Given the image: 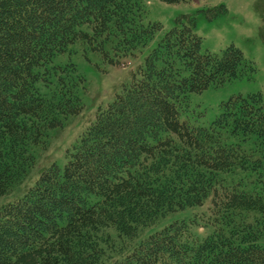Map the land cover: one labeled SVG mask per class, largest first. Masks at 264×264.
<instances>
[{
    "label": "trees",
    "instance_id": "1",
    "mask_svg": "<svg viewBox=\"0 0 264 264\" xmlns=\"http://www.w3.org/2000/svg\"><path fill=\"white\" fill-rule=\"evenodd\" d=\"M261 1L255 8L264 41ZM143 11L142 0H0V198L27 179L31 150L48 148L50 129L82 110L85 79L53 57L75 42L103 57L132 52L161 27L142 25ZM223 12L220 4L206 16ZM182 17L96 111L63 166L51 163L0 202V264H106V250L108 264H264L261 95L223 101L208 126L186 113L190 93L253 67L233 45L202 52L195 18ZM258 184L261 191L249 188ZM205 204L213 228L202 237L191 219L130 245L101 237L112 226L115 239L131 241L168 214Z\"/></svg>",
    "mask_w": 264,
    "mask_h": 264
},
{
    "label": "rangeland",
    "instance_id": "2",
    "mask_svg": "<svg viewBox=\"0 0 264 264\" xmlns=\"http://www.w3.org/2000/svg\"><path fill=\"white\" fill-rule=\"evenodd\" d=\"M256 1L187 0L168 3L161 0H142L144 11L139 22L142 25L157 22L161 26L144 45L121 56H114L111 51L108 57H103L85 44L75 42L68 45L63 53L55 55L52 64L62 66L72 63L76 73L85 79L84 86L78 91L83 104L82 110L78 114L69 115L61 126L50 129L47 149L35 146L31 150L35 155L31 173L16 192L1 197L0 202L12 200L14 195L21 193L25 186L31 185L35 177L51 163L56 162L60 167L63 166L66 161V150L71 148L79 135L93 121L96 111L111 102L123 85L130 82L132 73L143 65L145 57L156 47L163 34L174 25L175 19L178 17L184 19L183 15L195 18L194 32L200 38L202 52L221 54L226 47L233 45L253 67L252 70L249 67L245 68L244 74L221 85H211L201 92L190 93L186 113L191 116V121L196 125L208 126L219 114L221 103L236 95L259 93L264 105V41L259 34L261 20L255 8ZM261 2L264 4V0ZM220 4L225 6L226 12L207 18V10ZM109 57L117 61L111 63ZM260 187L261 184H258L250 185L249 188L261 191ZM262 193L264 194V189ZM209 218H211L209 209L205 204L170 213L160 219L155 226L141 228L137 239L131 241L115 239L118 231L112 226L103 227L101 237H110L107 239L108 242L113 241L116 246L121 243L130 245L176 219L196 221L191 230L202 237L213 228ZM110 252L111 250L105 252L106 264L109 262Z\"/></svg>",
    "mask_w": 264,
    "mask_h": 264
}]
</instances>
